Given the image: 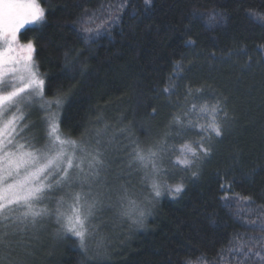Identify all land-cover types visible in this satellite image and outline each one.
Instances as JSON below:
<instances>
[{
	"label": "trees",
	"instance_id": "trees-1",
	"mask_svg": "<svg viewBox=\"0 0 264 264\" xmlns=\"http://www.w3.org/2000/svg\"><path fill=\"white\" fill-rule=\"evenodd\" d=\"M105 2L125 7L118 23L95 42L84 41L75 21L85 9H98L100 0H42L45 22L19 36L22 43L34 40L39 70L54 86L46 97L56 87L67 91L74 86L62 132L79 137L103 114L112 126L109 134L130 124L140 139L145 128L157 136L173 110L162 89L175 64L187 69L178 81V95L189 82L224 85L233 118L206 162L188 171L173 170L169 183L182 179L183 191L164 195L143 227L129 231L111 212L98 214L106 222L108 241L115 237L107 244L105 264H186L200 256L205 259L199 264H238L228 251L230 242L264 233L245 226L256 214L237 216L241 202L233 200L229 208L221 198L239 194L255 201L252 208L264 205V0ZM213 12L215 21L209 19ZM65 53L79 54L87 71L71 79ZM55 230L49 224L40 234L30 249V264H88L91 248L86 255L70 237L52 242L48 233ZM221 249L223 260L218 259Z\"/></svg>",
	"mask_w": 264,
	"mask_h": 264
},
{
	"label": "snow or ice",
	"instance_id": "snow-or-ice-1",
	"mask_svg": "<svg viewBox=\"0 0 264 264\" xmlns=\"http://www.w3.org/2000/svg\"><path fill=\"white\" fill-rule=\"evenodd\" d=\"M124 7L123 3L100 0L98 9H85L75 21L81 25L84 41L95 42L110 31L121 19L118 13ZM45 13L42 0H0V264H30V249L53 221L57 225L55 238H66L70 233L86 255L89 242L94 241L88 264H105L108 236L102 228L106 222L97 214L112 210L113 219L131 230L143 226L163 194H180L184 189L182 179L169 183V176L173 170H192L212 155L214 143L223 138L232 123L229 97L224 85L194 86L191 82L178 95V81L184 79L182 70L187 69L175 64L162 89L173 110L157 136L141 140L130 124L109 134L112 126L99 114L92 123L102 127L72 137L62 132L61 124L63 113L72 103L74 86L67 91L56 87L54 95L46 97V90L54 86L39 70L34 40L22 44L18 38L25 26H36L28 31L37 30L45 22ZM217 18L215 12L209 16L211 21ZM78 55L65 53V70L73 73L71 79L75 73L83 75L87 71ZM174 95L176 99L171 98ZM34 110L42 113L38 119L43 135L25 136L38 126L29 120ZM156 111L153 108L152 115ZM118 136L123 141L114 147ZM41 139L43 144L37 146ZM116 152L126 153L128 174L135 169L139 188L120 182L125 169L113 173L110 164ZM221 188L225 190L224 185ZM221 199L229 208L233 200L241 202L235 215L256 214L257 219L245 226L264 233V205L252 208L255 201L239 194ZM228 251L237 257L238 264H264V235L230 242ZM223 252L221 249L219 260L224 259ZM203 259H189L186 264H199Z\"/></svg>",
	"mask_w": 264,
	"mask_h": 264
},
{
	"label": "rangeland",
	"instance_id": "rangeland-1",
	"mask_svg": "<svg viewBox=\"0 0 264 264\" xmlns=\"http://www.w3.org/2000/svg\"><path fill=\"white\" fill-rule=\"evenodd\" d=\"M29 27H36V26H25V29H27V28H29ZM25 29H22L21 31L23 32ZM19 36H20V34H18V38H19ZM19 40H20V39H19ZM21 43H22V42H21ZM22 44H23V43H22ZM40 115H42V113H39L38 111H35V110H34V111L32 112L31 116L29 117V120H31V121H36L38 126H37L36 128L30 129L29 132L25 133V136H30V135H32L33 133H36V134H38V135H40V136L43 135V130H42V128L39 126V119H38V118H39ZM25 122L27 123L28 121H25ZM96 127H102V125H97V126L95 125V126H93V127H90L89 130L94 129V128H96ZM149 131H150L149 128H145L141 140H147V139H149L150 137H153V136L150 134ZM139 139H140V138H139ZM122 141H123V137H122V136H118V137H117V140L114 141V147L121 145V142H122ZM40 144H43V139L40 140V142H39V144H38L37 146H40ZM110 168L112 169L113 173L119 171V170L122 169V168L125 169V174H124V176H123V178H122V180H121L120 182H121V183L128 182V183H130L131 185H133V186H135V187H137V188L140 187V185H139V175L136 173L135 169L132 170V174H131V175L128 174L126 153H123V152H116V153H114V155H113V157H112V162H111V164H110ZM166 194H167V193L163 194V195H162V196H161V197H160V198L154 203V205H156L157 202H159V201L161 200V198H162L164 195H166ZM154 205L152 206L151 210L153 209ZM102 212H104V213L111 212V214L114 215V212H113L112 210H109V209H105V210H103ZM102 212H99L98 214H100V213H102ZM150 213H151V212H150ZM98 214H97V215H98ZM149 218H150V214L146 217L145 222H146ZM116 222H117L118 224L121 225V223L119 222V220H116ZM145 222H144L143 226L145 225ZM50 224H51L52 226H54V228L56 229L57 225H55L54 221H53L52 223H50ZM143 226H142V227H143ZM104 227H106V225H105ZM104 227L102 228V231H103V232H105V231H104ZM117 227L119 228L118 225H117ZM126 228L128 229L127 226H126ZM128 230H129V229H128ZM129 231H131V230H129ZM54 232H55V231H53V233H54ZM53 233H52V231H50V233H48V234H49V239H50V241H52V242H53V241H58L59 238H55L54 235H53ZM67 237H70V239L72 238V239L74 240V242H76V244L79 246V241H78L77 238H75L74 236H72L70 233L67 234ZM60 239H62V238H60ZM114 240H115V237L112 238V239H110V240L108 241V244L112 245V244L114 243ZM89 244H90V248H91V250H94V248H95V243H94V241H90Z\"/></svg>",
	"mask_w": 264,
	"mask_h": 264
}]
</instances>
